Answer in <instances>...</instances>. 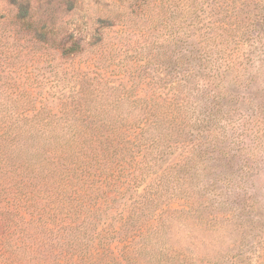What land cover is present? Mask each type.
Listing matches in <instances>:
<instances>
[{
  "label": "trees",
  "instance_id": "trees-1",
  "mask_svg": "<svg viewBox=\"0 0 264 264\" xmlns=\"http://www.w3.org/2000/svg\"><path fill=\"white\" fill-rule=\"evenodd\" d=\"M164 5L144 93L131 83L97 120L48 129L45 264H264V0ZM202 232L231 247L201 251Z\"/></svg>",
  "mask_w": 264,
  "mask_h": 264
},
{
  "label": "rangeland",
  "instance_id": "rangeland-1",
  "mask_svg": "<svg viewBox=\"0 0 264 264\" xmlns=\"http://www.w3.org/2000/svg\"><path fill=\"white\" fill-rule=\"evenodd\" d=\"M164 1L0 0V264L48 261V194L58 190L49 183L44 142L60 136L48 129L97 120L87 114L111 106L131 83L144 93L140 65L154 51L150 38L161 27ZM73 41L83 50L61 55ZM66 108L74 111L61 115ZM48 109L61 119L49 122ZM244 140L253 145L252 136ZM262 161L257 185L264 182V151ZM223 164L216 162L215 172ZM198 237L201 251L231 247L212 248V232Z\"/></svg>",
  "mask_w": 264,
  "mask_h": 264
}]
</instances>
